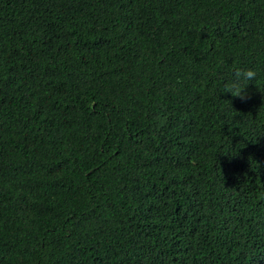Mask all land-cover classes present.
I'll return each instance as SVG.
<instances>
[{
    "label": "trees",
    "instance_id": "obj_1",
    "mask_svg": "<svg viewBox=\"0 0 264 264\" xmlns=\"http://www.w3.org/2000/svg\"><path fill=\"white\" fill-rule=\"evenodd\" d=\"M0 264H264V0H0Z\"/></svg>",
    "mask_w": 264,
    "mask_h": 264
},
{
    "label": "clouds",
    "instance_id": "obj_2",
    "mask_svg": "<svg viewBox=\"0 0 264 264\" xmlns=\"http://www.w3.org/2000/svg\"><path fill=\"white\" fill-rule=\"evenodd\" d=\"M257 72L253 68L236 69L234 72V79L230 83H226L223 92H229L235 98L241 101H246L250 98L246 91V86L250 82L257 80Z\"/></svg>",
    "mask_w": 264,
    "mask_h": 264
}]
</instances>
